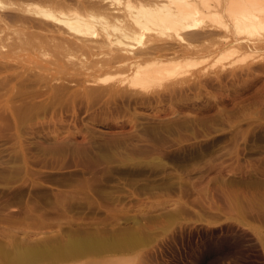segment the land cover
<instances>
[{
	"label": "rangeland",
	"instance_id": "obj_1",
	"mask_svg": "<svg viewBox=\"0 0 264 264\" xmlns=\"http://www.w3.org/2000/svg\"><path fill=\"white\" fill-rule=\"evenodd\" d=\"M112 1L0 0V264H264V32L134 41L204 53L144 90L98 23L37 14L135 5Z\"/></svg>",
	"mask_w": 264,
	"mask_h": 264
},
{
	"label": "bare ground",
	"instance_id": "obj_2",
	"mask_svg": "<svg viewBox=\"0 0 264 264\" xmlns=\"http://www.w3.org/2000/svg\"><path fill=\"white\" fill-rule=\"evenodd\" d=\"M133 1L135 2V5L130 4L128 1L125 4V7H123V9L118 11H114V9L110 10L109 9L110 5L108 6V8H105L106 15L105 14L104 15L107 17V19H110V21H108L105 18V16L103 18H97L92 15H87L83 17L77 12L69 13L71 10H69V12L67 11L69 14H66L67 12L61 14L62 12H60L61 16L60 14L58 16H55L54 13H51L48 10H44V9L41 10L42 8L41 9L38 8L39 10L37 11V14H40L44 18L49 19L52 22L63 26L62 29L66 28L65 30H69L72 33H74V35L77 34L79 36L94 34L93 25L98 23L96 25H99L98 31H100L99 34L100 36L99 35L98 36L100 37L99 38L100 41L97 43L99 45H105L107 47H114L116 49V52L119 51L122 52V65L126 67L125 68L126 70L128 69V71L131 72L132 74L131 78L134 81L132 83H135L134 86L139 85L144 90L146 89L150 90L151 88L149 87L153 85H155L156 87L160 86V84L163 83L165 80L167 81V79L169 80L179 77L183 73L185 67L192 66V64L189 65L192 62L190 58L194 56L198 57V55L200 54L202 56L204 53L202 52V50L201 51L195 50L196 47L195 49H193L191 47L192 44L190 45L187 43L188 45H190L189 49L187 48L188 46L186 45L187 46L186 48L188 49L187 51L184 50L182 51V47H180L181 50L178 49L179 47L177 48L178 50L170 48L172 45H170L169 47L170 49H169L168 48L169 44H168L167 46L168 49H163V53L161 52L162 50L161 51L159 50V54L160 53L164 54L165 50H169L168 54H166L165 52V55H163V57L161 56L162 58H160V56L159 57L157 56L158 58H154V60H152L153 62L144 63L146 60L144 58L145 55H152V53L151 54L143 53L142 57H140L141 56L140 54L135 53L136 54L135 55L134 52L131 53V49H133L134 47L133 45L134 41H136L139 44L141 39H143L146 36L147 37L149 36V38H151L152 37L151 35H155L157 36V38L158 37L163 38L162 36H164L165 38L170 36H181V35H183V38H185V36L190 37V32L192 33L194 32V34H196L198 30L200 31V29H204L206 31L207 29H205V27L209 25L208 23L212 22L211 21L212 19L216 17L218 18V16L220 17V15L223 14H225V16L229 18V20L231 19L230 21H233L232 24L234 26L238 27V25L241 24V23L238 24L237 23L238 21H236L240 19L243 20L241 24L243 26H241V28L245 27L244 25L247 23L249 27L246 33L249 36L250 35L257 36L259 35V33L264 32V0H133ZM112 2H113L112 4H114V0ZM244 21L246 22L244 23ZM214 26L216 25L214 24L213 27L211 26L212 30L213 28H215ZM246 28L245 29L243 28L244 31L246 30ZM208 32H210V30ZM192 33H191V37L193 36ZM196 36L198 37L197 34ZM196 36L194 35V38ZM180 38L182 39V37H179V39ZM189 39L190 38H188V40ZM183 41L185 40L183 39ZM131 44L133 45V47ZM164 45L165 44H163V46ZM151 49L154 48L152 47ZM128 50L130 51V53ZM237 50L239 51L240 49ZM237 50L230 52L231 55L237 53L238 52ZM209 52L211 54L212 51L209 50ZM127 53L130 54L129 57L125 56L127 55ZM119 54L117 55V58L120 59L121 57H118ZM143 58L145 60H143ZM187 60L188 61L191 60V62L188 64ZM183 61H186L187 63ZM175 82L178 83V81ZM134 86L133 88H135ZM61 248H63V246ZM80 250L82 252V249ZM20 257L24 259L22 256Z\"/></svg>",
	"mask_w": 264,
	"mask_h": 264
}]
</instances>
